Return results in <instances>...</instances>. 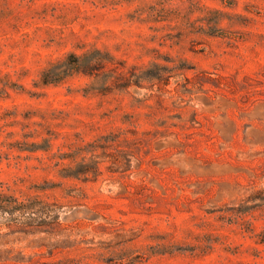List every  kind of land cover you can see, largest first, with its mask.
Instances as JSON below:
<instances>
[{
    "label": "rangeland",
    "instance_id": "1",
    "mask_svg": "<svg viewBox=\"0 0 264 264\" xmlns=\"http://www.w3.org/2000/svg\"><path fill=\"white\" fill-rule=\"evenodd\" d=\"M1 192L0 264H264V0H0Z\"/></svg>",
    "mask_w": 264,
    "mask_h": 264
},
{
    "label": "trees",
    "instance_id": "2",
    "mask_svg": "<svg viewBox=\"0 0 264 264\" xmlns=\"http://www.w3.org/2000/svg\"><path fill=\"white\" fill-rule=\"evenodd\" d=\"M31 199H32V197L29 198L28 200H31ZM19 200H20V198L13 195V194L1 192L0 193V209L8 210L12 207V205L14 203L19 202Z\"/></svg>",
    "mask_w": 264,
    "mask_h": 264
}]
</instances>
